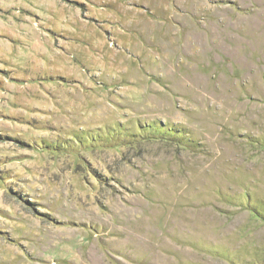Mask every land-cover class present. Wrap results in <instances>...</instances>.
Masks as SVG:
<instances>
[{"label":"rangeland","instance_id":"1","mask_svg":"<svg viewBox=\"0 0 264 264\" xmlns=\"http://www.w3.org/2000/svg\"><path fill=\"white\" fill-rule=\"evenodd\" d=\"M0 264H264V0H0Z\"/></svg>","mask_w":264,"mask_h":264}]
</instances>
